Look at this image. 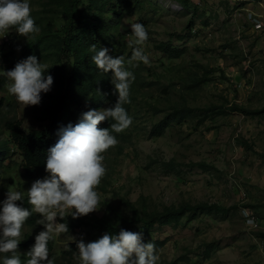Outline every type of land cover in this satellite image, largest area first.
<instances>
[{
  "label": "rangeland",
  "instance_id": "rangeland-1",
  "mask_svg": "<svg viewBox=\"0 0 264 264\" xmlns=\"http://www.w3.org/2000/svg\"><path fill=\"white\" fill-rule=\"evenodd\" d=\"M151 1L159 9L148 2L141 14L125 17L117 37L127 45L123 47L127 59L132 52L130 25L139 22L147 27L149 40L144 47L151 63L134 67L147 85L130 91L133 123L104 153L107 171L97 188L100 209L79 218L92 224L105 216L107 206L127 214L123 199L138 203L145 198L152 210L186 203L218 204L234 209L226 217L202 214L191 222L184 219L177 229L158 232L156 238L167 239L157 250L160 264L183 256L187 259L179 264H264V114L248 117L229 112L203 123L188 118L161 137L151 135L173 106L228 110L236 104L251 111L264 109V0H189L187 8L178 0ZM40 2L31 0L32 10L39 9ZM16 37L0 36V48ZM163 42L186 48L187 53L178 60L164 58L155 47ZM200 66L208 69L212 81L197 91L190 89L187 78L191 72L201 75ZM2 98L0 142L7 139L9 120L22 121L26 130L41 127L32 106L18 103L7 90L0 93ZM9 156L6 164L11 169L1 179L5 189L0 201L9 187L27 192L23 158L17 152ZM173 159L180 165L168 173L164 163ZM200 163L208 169L193 166ZM9 175L17 177L15 183H7ZM242 208L250 211L257 226L245 223ZM71 211L65 216L73 218ZM35 230L24 226L21 240ZM52 238L50 258L55 257V264H67L69 245L81 239L95 241L97 234L84 224L75 231L54 230ZM18 253L22 252L18 249ZM78 256L73 254L72 264H79Z\"/></svg>",
  "mask_w": 264,
  "mask_h": 264
},
{
  "label": "trees",
  "instance_id": "trees-1",
  "mask_svg": "<svg viewBox=\"0 0 264 264\" xmlns=\"http://www.w3.org/2000/svg\"><path fill=\"white\" fill-rule=\"evenodd\" d=\"M178 1L185 8L189 7V0ZM148 2L150 6L159 9L151 0H41L39 9L31 11L36 24L41 29L34 39L28 41L26 37L18 35L14 28L6 33L8 37L13 34L17 37L8 40L5 46L0 48V72L12 70L18 62L30 55H36L48 65L47 73L54 77V83L51 91L42 93L41 103L32 106V115L42 124L41 127L26 130L20 120H9L5 123L8 136L4 142H0V198L5 189L1 179L5 178V170L11 169L6 161L11 157L9 155L12 152L19 153L23 158V179L28 190L36 179L43 178L47 174L45 171L47 150L57 142L58 130L69 123H77L81 114L89 109L99 110L115 103L117 97L112 94L114 86L111 83V74L101 72L92 64L89 47L96 44L98 47H108L112 50L110 54L114 56L123 55V47L127 45L123 40L117 41L121 22L125 17L141 14ZM155 47L164 58L169 60H178L187 53L186 48L175 47L172 42H163ZM130 70L136 77L130 91L137 87H145L147 85L145 79L137 69L131 67ZM187 81L190 89L198 91L212 80L210 72L205 68L201 75L198 72H191ZM8 83L6 77L0 75V93L6 92ZM4 101V98L0 100V112ZM125 107L129 113L132 112V102ZM229 112H240L248 117H257L264 114V109L251 111L236 104L228 110L217 106L205 109L173 106L172 111L153 127L151 135L161 137L167 129L173 125H181L188 118H196L198 122L203 123L206 119ZM99 127H110V122H102ZM10 146H13V149ZM179 165L174 159L164 163L168 173L177 171ZM193 166L208 169L204 163ZM16 178L9 175L7 183H15ZM23 196V200L17 203L31 210L27 192L23 193ZM122 205L128 209L127 214L107 206L105 216L91 222L92 224L86 223L85 219L69 218V216H65L64 219L59 218V222L67 224L68 231H75L88 224L96 230L97 239L106 232L118 233L121 228L143 232L144 241H152L158 250L167 242V239L161 240L155 237L161 230L167 227L177 229L184 219L191 222L202 214L226 217L234 209L204 202L152 210L145 198L138 203L123 199ZM40 220L41 216L33 212L24 226L35 230L40 226ZM41 230L43 226L37 231L25 234L18 246L22 252V261L26 260L25 254L34 245L35 236ZM261 239L264 237L262 236ZM69 246L70 251L66 252L67 264H72L70 259L78 249L76 243ZM48 247L50 257L54 249L53 238L49 241ZM211 248L209 246L208 253ZM186 259L183 256L166 264H179Z\"/></svg>",
  "mask_w": 264,
  "mask_h": 264
},
{
  "label": "clouds",
  "instance_id": "clouds-1",
  "mask_svg": "<svg viewBox=\"0 0 264 264\" xmlns=\"http://www.w3.org/2000/svg\"><path fill=\"white\" fill-rule=\"evenodd\" d=\"M31 0H0V36L10 29L27 40L34 39L41 31L31 15ZM130 57L112 55L108 47L93 44L89 47L91 62L103 73L111 74L115 103L107 108L89 109L81 114L75 124L69 123L58 130V140L47 150L46 175L36 179L27 190L31 210L17 202L24 196L21 191L9 187L5 199L0 201V264H55L49 257L48 243L53 231L66 232L68 225L58 222L71 211L73 218L87 216L100 209L97 191L107 168L104 153L118 143L117 135L131 126L133 118L125 105L130 101L131 85L136 77L131 67L140 62L150 65V57L144 45L149 32L143 23H132ZM48 65L30 55L18 62L12 70L2 71L9 83L7 91L25 107L39 105L42 93L51 91L54 77L47 73ZM99 91V90H98ZM109 121L110 127H99ZM33 212L39 213L43 225L35 236V243L22 261L18 253L22 228ZM245 223L253 226L250 211L240 209ZM75 240V237L74 239ZM79 264H158L156 245L144 241L143 232L121 228L118 233L106 232L95 241L83 239L76 243Z\"/></svg>",
  "mask_w": 264,
  "mask_h": 264
},
{
  "label": "built area",
  "instance_id": "built-area-1",
  "mask_svg": "<svg viewBox=\"0 0 264 264\" xmlns=\"http://www.w3.org/2000/svg\"><path fill=\"white\" fill-rule=\"evenodd\" d=\"M254 221H255V220H254ZM254 225L257 226V222H256V221H255Z\"/></svg>",
  "mask_w": 264,
  "mask_h": 264
}]
</instances>
